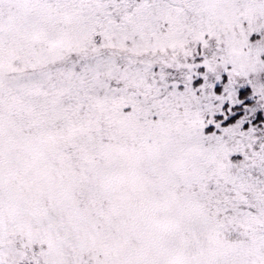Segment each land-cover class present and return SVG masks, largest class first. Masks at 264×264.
I'll return each instance as SVG.
<instances>
[{
	"label": "snow or ice",
	"instance_id": "6c2138e0",
	"mask_svg": "<svg viewBox=\"0 0 264 264\" xmlns=\"http://www.w3.org/2000/svg\"><path fill=\"white\" fill-rule=\"evenodd\" d=\"M0 264H264V0H0Z\"/></svg>",
	"mask_w": 264,
	"mask_h": 264
}]
</instances>
